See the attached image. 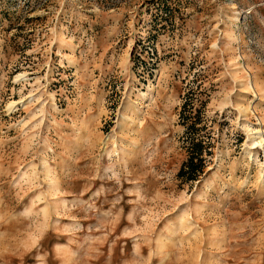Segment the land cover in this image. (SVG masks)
I'll use <instances>...</instances> for the list:
<instances>
[{"label":"rangeland","instance_id":"obj_1","mask_svg":"<svg viewBox=\"0 0 264 264\" xmlns=\"http://www.w3.org/2000/svg\"><path fill=\"white\" fill-rule=\"evenodd\" d=\"M0 264H264V0H0Z\"/></svg>","mask_w":264,"mask_h":264},{"label":"trees","instance_id":"obj_2","mask_svg":"<svg viewBox=\"0 0 264 264\" xmlns=\"http://www.w3.org/2000/svg\"><path fill=\"white\" fill-rule=\"evenodd\" d=\"M189 104H192L190 100H185L183 104V112H181L182 119H186L188 116L184 115L186 108ZM193 106V104L191 105ZM190 109V107H189ZM188 110V109H187ZM184 121L183 123L186 126V129H189L192 133L189 137V146L187 147V157L182 162L178 172L177 177L182 181H195L199 178V176L204 172L206 167V155L210 154L209 145L211 144L209 141L203 139L202 135L197 133L200 130L198 126L202 119L197 113V109H195V113L192 119Z\"/></svg>","mask_w":264,"mask_h":264},{"label":"bare ground","instance_id":"obj_3","mask_svg":"<svg viewBox=\"0 0 264 264\" xmlns=\"http://www.w3.org/2000/svg\"><path fill=\"white\" fill-rule=\"evenodd\" d=\"M255 133H257V134H259V133H261V131H260V129H256V132ZM259 139H260V141H261V135H259ZM258 141H255L254 143H257Z\"/></svg>","mask_w":264,"mask_h":264}]
</instances>
